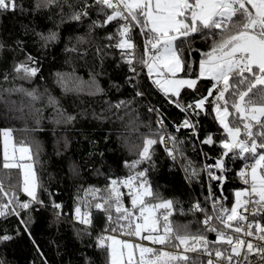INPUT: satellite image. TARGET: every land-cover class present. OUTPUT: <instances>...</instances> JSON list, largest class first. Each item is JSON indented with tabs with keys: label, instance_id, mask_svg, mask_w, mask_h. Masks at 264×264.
<instances>
[{
	"label": "trees",
	"instance_id": "trees-1",
	"mask_svg": "<svg viewBox=\"0 0 264 264\" xmlns=\"http://www.w3.org/2000/svg\"><path fill=\"white\" fill-rule=\"evenodd\" d=\"M102 7L96 0H15V8L0 9V211L6 213L0 215V237H11L0 240V264H112L108 244L100 246L106 233L141 239L128 234L142 218L139 199L132 204L134 197L152 206L172 201L170 209H154V217L163 224V216L170 213L179 235L204 236L207 241H189L197 248L183 253L189 260L167 264H208L200 253L231 255L235 245L219 242L194 210L197 200L215 218L222 206L230 210L236 190L248 186L239 173L253 163L238 156V150L225 154L222 141L228 136L214 111L223 83L199 77L200 61L220 33L204 31L176 41L179 74L197 78L194 88L185 86L177 96L162 91L141 63L149 60L146 30L134 26L136 76L128 62L132 49L117 46L130 40L131 31L120 35L126 20L105 23L112 10ZM53 34L54 39H47ZM22 65L38 69L36 75ZM210 89L213 94L208 96ZM260 95L259 86L249 94L256 105L264 104ZM205 96L204 107L196 108L195 102ZM225 97L230 103L236 99L229 93ZM232 120L230 115V126L242 129L238 139H245L242 125ZM5 129L12 131L16 144L30 148L35 199L22 191L21 168L3 166ZM254 131L261 129L254 126ZM165 134L171 148L160 142ZM209 137L213 142L205 143ZM147 139L157 143L149 149L150 158L142 159ZM261 142L257 137V144ZM218 162L221 168L215 167ZM140 172L145 175L138 176ZM141 183L150 186L155 199L142 196ZM23 203L29 207H21ZM258 207L252 208L253 231L264 235L257 229V224L264 227V209ZM124 209L127 220L121 219ZM84 218L90 223H81ZM141 241L158 251L184 250Z\"/></svg>",
	"mask_w": 264,
	"mask_h": 264
},
{
	"label": "snow or ice",
	"instance_id": "snow-or-ice-1",
	"mask_svg": "<svg viewBox=\"0 0 264 264\" xmlns=\"http://www.w3.org/2000/svg\"><path fill=\"white\" fill-rule=\"evenodd\" d=\"M96 3L104 6L101 11L105 7L112 10L111 14L106 16L105 23L118 18L135 22V24L122 25L121 36L129 34L132 27L136 25L140 26L142 32L146 30L148 39L145 41V53L149 55V60L152 62L141 60V63L147 65L150 76L154 69L158 75L164 74L161 69L171 72L173 75L180 70L182 62L175 47L177 40L188 39L192 34L204 31L212 34L217 31L220 33V40L214 43L208 53L204 54L206 59L200 61V76H209L216 81V84L223 83V88L217 89L214 111L216 112L215 118L219 120L227 136L231 139V142L227 139L222 141V146L226 150L225 154L238 150V156L252 159L254 163L246 165V169L241 170L239 173L243 182L246 185H250V187L237 191L235 193L236 203L230 210L222 206L221 214L216 219L225 227L233 229L232 221H244L247 219L238 209L243 208L247 212L250 205L259 206L258 211L264 209V104L257 106L249 96L253 89L259 86L261 90L260 99L264 100V0H96ZM10 6L15 8V0H0V9L6 10ZM84 15H87V13L85 12ZM73 18L80 19V16L76 15ZM54 38L53 34L47 39ZM117 46L125 49L135 47L128 39L121 40ZM149 49L152 50L151 54H149ZM128 62L131 64V60ZM21 67L32 76L36 75L38 71L36 68L29 69L23 65ZM132 71H135V69L133 68ZM232 81L235 83H232ZM154 83L164 90L165 93L171 91L178 96L180 86L186 85L189 88H194L197 80H167L163 83L160 80H155ZM241 86H246V90H241ZM225 93H229L236 99L230 103L226 99ZM212 94L210 89L208 96ZM208 96L196 101L195 107L203 108L206 101H208ZM221 101L223 104H221ZM189 107L192 106L190 105ZM229 107L234 110L233 113L229 112ZM230 115L233 116V125H242L245 139H238L242 129L240 126H230ZM184 126L188 127L190 125L185 121ZM254 126H258L261 131L255 132ZM8 136H10V131L6 130L5 137L7 138ZM257 137L262 141L259 144H257ZM160 142H164L163 137L160 138ZM204 142L212 143L213 141L209 137ZM155 143L157 141L152 139L145 141V146L141 153L142 159L150 158L149 149ZM258 148L261 151H258ZM20 151L26 152L27 149L21 148ZM4 160V168L21 167L19 164L9 162L7 152H5ZM134 163H139V161ZM215 167L221 168L222 164L218 162ZM144 175V172L138 173L140 177ZM212 178L219 179L215 176H212ZM134 179L135 177L129 179L127 182L129 186H131V182ZM112 183L115 185L117 181L114 180ZM140 186L144 187L142 196L156 198L150 186L145 187L143 183ZM24 191L35 199L34 192L29 190L27 186H25ZM138 199L141 205L139 211L144 222L142 224L137 223L135 231H129V235L140 236L143 240H149L153 244L161 246L171 245L172 248L176 249L184 246L185 252L197 251L194 244L189 246V241L207 244L204 236L179 235L177 231H174L169 221L170 213L163 216V224L160 223L158 218H150L154 216V209H170L172 201H162L152 206L145 205L142 198L134 197L132 200L133 206L137 205ZM21 207L28 208L29 205L23 203ZM57 207L59 206L57 205ZM96 207L100 208L102 205L97 204ZM194 207L199 210V204ZM116 210L117 212L121 211L119 207ZM79 211L77 209L78 213ZM146 211L148 216L144 215ZM124 213L125 215H122L121 219L127 220L128 210L124 209ZM252 214L255 215L256 213L253 212ZM0 215H6V213L0 211ZM211 219L212 217H207L203 223L207 225ZM81 223L88 224L90 220L84 218ZM121 227H124V225H121ZM128 227L131 228V225L129 224ZM247 227L251 229L252 224H248ZM161 228L163 234H158ZM257 229L264 232V227L259 224H257ZM208 230L217 231L216 228H209ZM233 230L238 233L243 229L237 226ZM145 231L150 234L141 236V233ZM246 234L251 236L252 232L248 231ZM217 236L219 242L233 243L232 237L226 238L223 232H217ZM9 239H11L10 236L0 237V240ZM108 239L113 240V243L120 245L121 248L129 250V264H131L133 256V247L139 249L140 253L137 264H167L168 261L187 262L189 260L188 256L179 252L158 251L140 244L133 246L126 241L115 240L113 237ZM260 239L264 240V236H261ZM237 243L244 245L245 242L238 240ZM100 246H104L103 238L100 241ZM247 248L249 251L253 249L251 242L247 243ZM112 251V264H119V261L123 258V253L120 252L118 254L116 249ZM233 251L235 252L236 249L233 248ZM259 251H264V248L259 249ZM216 255L220 256L222 253L217 252ZM228 259L231 260V257ZM208 264H212V261H209Z\"/></svg>",
	"mask_w": 264,
	"mask_h": 264
},
{
	"label": "built area",
	"instance_id": "built-area-1",
	"mask_svg": "<svg viewBox=\"0 0 264 264\" xmlns=\"http://www.w3.org/2000/svg\"><path fill=\"white\" fill-rule=\"evenodd\" d=\"M133 24V21L130 20H126L125 24ZM134 35V27H132L131 29V34L129 36L130 38V42L132 44H134V48H132V67L135 69L136 72V76L139 73V69L137 67V63H136V43H135V39L133 38ZM151 49H149V54H151ZM164 145L168 148H171V144H170V140L167 134L164 135ZM250 186V185H249ZM199 204V210H197L194 207V210L198 213H200L202 220L204 222V220L207 217H212L211 220H209L208 224H204L205 226H207L208 228H216L217 231H214L216 234L217 232H223L225 234V237H232L233 239V244L235 246H239V250L237 251L239 254L237 255V252H232L231 255L229 256H225V255H210L208 253H200V255H205L207 256V258L209 259V261H212V264H264V251H259V249L264 248V240H261L260 237L264 236L260 233H257L255 231H253V227L255 225V222L252 218V208L254 206L257 205H250L249 206V210L247 212L244 211V209H241V214L245 215L247 217L246 220L244 221H237L236 223H232L233 224V229L237 226L241 227L243 230L241 232H235L233 229H229L227 227H225L218 219L215 218L214 214L208 210H206L204 208V206L201 204L200 201H196V203L194 204L197 205ZM248 224H252V228L249 229L247 226ZM248 231L252 232V235L249 236L246 233ZM238 240H242L244 241V245H239L237 243ZM251 242L253 245V249L251 251L248 250L247 248V243ZM185 253V254H191V251L185 252L184 250H175V253ZM231 257V260H229L228 258Z\"/></svg>",
	"mask_w": 264,
	"mask_h": 264
},
{
	"label": "rangeland",
	"instance_id": "rangeland-1",
	"mask_svg": "<svg viewBox=\"0 0 264 264\" xmlns=\"http://www.w3.org/2000/svg\"><path fill=\"white\" fill-rule=\"evenodd\" d=\"M175 44H176V42H175ZM151 62L152 61L149 60V63H151ZM147 70H148V73H149L148 67H147ZM181 70H182V63H181L180 70L179 71H176L174 75L171 72L164 71V69H161V71L164 72V74L163 75H158L157 72H156V70L154 69L153 72H152L153 80L154 81L155 80H160L162 83L165 82V81H167V80H188V79H195V80H197L196 77L195 78H190V77H184V76L180 75L179 73L181 72ZM199 77H201L200 76V68H199ZM204 77H209V76H204ZM185 86L186 85L180 86L179 89H178L179 92ZM162 91H164V90H162ZM168 93L174 94L171 91H169ZM257 106H259V105H257ZM229 112H230V110H229ZM6 130L10 131V136H8L7 138L5 137V131ZM227 140H229V142H231V139L229 137H228ZM21 148H26L27 151L26 152H21L20 151ZM5 152H7V155L9 157V162L10 163H16V164L21 165L20 168H21L22 176H23L22 191L29 198L32 199L33 197L29 196L28 193L24 191L25 186H27L29 188V190L33 191L34 192V195L36 194V190H37V178H36V173H35V170H34L33 161L31 160L32 155H31L30 148L27 145L16 144L14 142V138H13L12 131L9 130V129H5L2 132V154H3V158L5 157ZM253 163H254V161H253ZM25 182H27V183H25ZM246 187H250V186L248 185ZM246 187L240 188V189L236 190V192L237 191H241V190H243ZM235 203H236V196H235V200H234L233 205ZM233 205H232V207H233ZM241 209L242 208L238 209V211L240 213H241ZM144 215L145 216H148V212L146 211L144 213ZM150 218H155V217L153 216V217H150ZM143 222H144V219L142 217L141 220L139 221V223L142 224ZM149 234L150 233H148V232L147 233H143L142 232L141 233V236H145V235H149ZM152 234H156V233H152ZM105 237L106 238H104V243H107L108 246H109V248H110L111 261L113 260V251H112L113 249H116L118 254L120 252L123 253V258H122V260L119 261V264H124L126 262H129V256H128L129 250L126 249V248H121L120 245L114 244L113 243V240L108 239L109 237H113V238H115V240H119V241H126V242L132 244L133 246H135L137 244H140V245H143L145 247H149L148 245H146L145 243H143L141 241V239L135 240V239H131V238L122 237L120 235H115V234H112V233H106L105 234ZM147 241H149V240H147ZM234 248L236 249L235 252H237L239 250V246L238 245L237 246H234ZM132 252H133V256L131 258V262L139 261V258H140L139 249L133 247Z\"/></svg>",
	"mask_w": 264,
	"mask_h": 264
}]
</instances>
